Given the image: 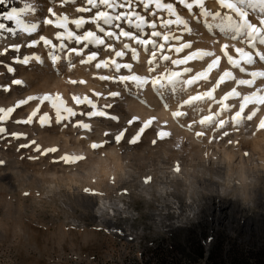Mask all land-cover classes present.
<instances>
[{"label":"rangeland","instance_id":"1","mask_svg":"<svg viewBox=\"0 0 264 264\" xmlns=\"http://www.w3.org/2000/svg\"><path fill=\"white\" fill-rule=\"evenodd\" d=\"M162 2L174 5L176 13L187 21V29L183 24L175 23L168 28L162 27V20L175 21L176 16L170 17L167 11L157 10L154 3L150 12H145L142 4L134 2L132 5L146 21L155 20L156 31L162 33L159 37H151L152 29H144L143 38L163 45L162 49H156L152 64H149L152 60L151 44L145 51L144 46L126 37L108 39L93 24H87L79 31L75 25L66 26L77 34L84 30L96 31L104 38V45H89L85 49L83 44L64 40L66 47L61 48L56 33H66L63 28L55 26L62 22L58 18L67 16L73 20L83 16L88 19L96 9L77 11L78 8L91 7L86 0L47 2L49 7L45 5V11H37L40 20L38 36H43L51 44L45 45L41 39L32 47L27 44L29 53L24 42L19 43L23 46L16 44L19 51L11 44L9 51L0 55V108L15 109L0 121V127L6 129L0 133V161H3L0 164V264H159L161 253L157 256V248L166 253L165 264H264V169L259 166L264 163V128L255 122L257 111L264 114V103L258 102L264 97V77H256L251 86L238 83L241 79L252 80L250 73L259 72L252 69L253 64L251 69L248 64L245 67L241 64L246 58L231 55L235 47H250L245 36L232 40L230 34L221 28H209L195 5L189 12L178 0ZM101 10L110 11L103 7ZM151 12H156V16ZM46 19L53 23L45 24ZM119 23L126 31L136 32L126 22ZM102 26L109 29V26ZM111 30L119 33V29ZM199 34L207 38L199 37ZM164 35L169 39L165 40ZM198 42L211 49V58L219 57V63L210 71L207 67L205 77L197 78L192 85L177 82L175 89L182 94L190 93L184 102L194 96L201 99L186 103L191 107L178 112L180 115L164 116L163 108L169 109L170 114L175 106L170 103L169 93L165 92L164 98L155 96L157 89L153 88L151 80L174 71L182 73V81L196 76L197 66L193 62L197 58L203 59L202 56L179 65L173 64L172 60H181L189 53L200 51L195 50ZM125 43L136 49V59L132 58L130 49L123 47ZM186 43L192 47L176 52V48ZM224 45L245 71L241 72L240 67L228 62ZM72 47L83 49V55L70 52ZM91 51L97 52L96 59L81 63ZM117 51H123L124 55L117 57ZM25 54L40 57L43 63L35 59L27 64L17 62V58L23 60ZM53 56L61 64L63 78L43 82L41 76L52 69L48 61ZM163 56L170 59L164 60ZM101 61H107L110 66L97 69L95 65ZM112 61L130 64L132 72L127 69L117 72ZM9 68L13 71L10 72ZM150 68L155 70L149 71ZM185 68L190 71L184 72ZM226 71L231 75L217 85ZM132 73L148 77L149 83L138 88L133 82H119L120 75ZM101 76L113 79L101 80ZM14 80L22 83L14 84ZM250 88L261 94L257 105L253 99L239 101V92ZM233 89L237 95L228 96ZM110 92H119L120 95L112 97ZM206 92L211 93V98L204 96ZM30 96L52 99L43 102L29 100L16 107L19 101ZM226 96L228 98L224 99ZM74 97L80 100L87 97L96 109L87 102L78 104ZM146 98L149 103L145 102ZM241 103L245 104V109L236 120L241 122L243 129L238 125L233 128V117L240 111ZM252 106L255 109L249 112ZM68 107L73 109L75 116L64 111ZM57 108L62 117L59 122ZM194 109L207 113L204 118L213 122L220 119L218 116L226 115L215 123L218 126L213 127L210 138H206L204 132H197L196 122L190 121ZM89 111H104L108 115L89 117L86 115ZM232 111H235L233 115ZM33 112L36 115L32 116L30 123L16 122L27 120ZM252 113L255 115L249 121L247 116ZM45 114L47 118L42 123L41 117ZM112 116L117 119H111ZM149 121L151 123L145 127ZM221 121H224L223 126ZM82 123L88 124L89 128L81 127ZM141 128L143 132H140ZM122 131L124 136L117 142L115 136ZM258 131L263 135L259 139V135L255 136ZM12 133L20 135L17 138ZM138 133L137 142L130 143ZM203 139L207 140L200 142ZM93 144L98 147L93 148ZM49 148L57 151L46 152ZM223 152L234 154V164L242 159L247 172L254 177L243 189L244 197L237 193L238 190L225 194L217 192L222 185L218 176L223 172L224 164L220 162ZM65 155L83 158L65 162L61 159ZM96 160L101 162V168H98L99 173L97 169L92 171L96 174L91 176L88 168L94 166ZM173 167L187 171V174L195 172L191 174L194 175L191 181L194 186L186 178L172 175ZM149 177L151 179L145 183ZM191 225H198L196 236L205 256L211 253L216 260L190 262L192 235L167 239L171 230ZM217 252H221V259L216 258Z\"/></svg>","mask_w":264,"mask_h":264},{"label":"snow or ice","instance_id":"2","mask_svg":"<svg viewBox=\"0 0 264 264\" xmlns=\"http://www.w3.org/2000/svg\"><path fill=\"white\" fill-rule=\"evenodd\" d=\"M137 3V4H142L143 5V9L145 12H150V6L151 4H155V8L157 10L160 11H167L168 15L171 16H176V20L173 21L171 19L169 20H162V27L164 28H168L169 25L175 23L177 25L183 24L184 27L187 29V21H184L175 11V7L172 3H163L162 0H123V2H120V0H86V4L90 5L91 7H82V8H78L77 11L78 12H91L92 9H96L94 15H92L91 17H89L88 19H85L83 16H81L78 19H73V20H69L67 16H63V17H59L58 19H60L62 22L56 24L55 26L57 28H63L64 32L66 33V35H64V33L61 32H57L56 33V39L61 41L60 47L64 48L66 47V45L63 43L64 40H67L69 42H74L76 45H80L83 44L84 48H88L89 45H93V46H100V45H104L105 44V40L104 38H102L100 35H97L96 31H92V30H84L82 34H77L76 31H72L70 29L67 28V24H72L75 25V29L77 31L84 29L85 25L87 24H93L96 26V29L98 30L99 33H103V37H106L108 39H119L120 37H126L129 40L135 41V43L137 45H141L144 46L145 51H148V45L151 44L152 45V49H151V53H152V60L149 61V64H152L153 60L156 59V49L159 48H163V45H157L155 40L152 39H145L143 38V33H144V29L150 28L152 29L151 31V37H159L162 35L161 32L156 31V21L153 20L151 22H148L145 20V17L143 15H141L139 12L135 11L132 8L133 3ZM178 2L180 4H182L186 9H188L189 12H192L193 10V6L195 5L196 7L199 8L200 10V15L205 17V23L207 24V18L208 17H212L214 20L219 18L222 22H226L227 26L233 30V34L230 36V38L232 40H236L241 34H243L246 39H247V43L250 47H252L253 49L256 48L257 44L258 45H262L264 46V0H217V3L219 4L221 9H225L227 11L225 12H210L208 11L205 7H204V0H192L191 3H188V0H178ZM7 3H9V0H0V5H6ZM101 7H103L104 9L110 10V11H106V10H101ZM117 9H127L126 11H117ZM35 8L30 5V4H25V6L23 8H16L13 7L11 8L9 11L4 12V13H0V19H5V20H9V21H14L17 25H22L23 28L22 30H24L25 32H27L28 34H31L33 31L36 30L37 25L35 23H31V24H26L21 20V16L25 13H30V12H34ZM48 11L51 13L52 9L49 8ZM249 11L254 12L257 14L258 16V20H259V24H255L252 23L249 19ZM231 13V15L229 14ZM152 16H156V12H151ZM135 18V19H133ZM126 22L127 25L129 26V28H134L136 30V32H132V31H126L123 27H121V24L119 22ZM45 24H52L53 21L52 20H48L46 19L44 21ZM102 25L105 26H109V29L106 30L105 27H103ZM6 27L5 24L0 23V29H4ZM211 26L209 25V28ZM112 28L115 29H119V33L117 34L116 31L111 30ZM9 31H13L12 29H9ZM188 31H191L190 29H188ZM175 39L179 40L180 37H174ZM41 40L44 41L45 45L51 44V41L46 40L43 36L40 37ZM164 39L168 40L169 36L164 35ZM36 41H33L31 44H29V47H32L36 44ZM55 47V45H53V48ZM106 47H111V45H107ZM123 47L125 49H130L132 52V58L136 59L137 58V53H136V49L135 48H130V45L125 43L123 45ZM192 45L190 43H186V44H181L180 47L176 48V52H181L183 51L184 48H191ZM13 48L16 51H19V46L18 45H14ZM70 52H74L77 56H82L83 55V49H79L77 47H72L69 49ZM223 51L224 54L227 56L228 62L230 64H232L234 67H240L239 63L234 60L233 56L228 54V46L224 45L223 46ZM236 53L241 54L242 57H246V59L244 60V63L251 65L254 64L256 61L253 57L252 54L245 52L244 49L242 48H236L235 49ZM117 57H121L124 55L123 51H117L116 53ZM213 55V53L211 52H202V51H197V52H192L189 53L187 56H185L183 59L181 60H172L173 64L179 65V64H184L186 63L189 59H193L199 56H211ZM256 56L259 57L260 61H264V51H256L255 53ZM97 56V52L96 51H91L90 54H88L87 59H82L81 63H88L91 62L93 60L96 59ZM164 60H169L170 57L168 56H163L162 57ZM30 59H35L36 61H38L39 63H43V60H41L40 57H28L25 56L23 58V60H20L19 58H17V62L20 63H24L27 64L29 62ZM53 59V63H55L56 57H52ZM219 63V57H217L216 59H214L212 61V63L208 64V70L210 71L215 65H217ZM112 66H114L115 70L117 72H119L121 69H127L129 72H132V66L130 64H120V63H116L115 61L111 62ZM110 65L107 61H101L99 63H97L95 65V67L97 69L104 67V68H108ZM158 67V65H157ZM10 72L13 71L12 68L8 69ZM155 68H150L149 71H154ZM190 71V69L185 68L184 72H188ZM240 71L243 72L245 71V69L243 67H240ZM205 73L204 72H200L197 73L196 76L192 77L191 79H188L186 81H182L180 80V77L182 76V73L180 72H171L169 75L165 76L164 74H160L159 77H155L151 80L152 86L155 89H159L165 86H174L177 82L183 83V84H187V85H192L197 78L199 77H205ZM231 73L229 72H224L223 76L220 77V80L217 81V85H219V83L221 81L224 80V77L226 76H230ZM250 75L253 77L252 80H244L241 79L238 81L239 84L241 85H249L251 86L254 82H255V78L256 77H264V72H256L253 71L250 73ZM101 80H109V79H113L112 77L109 76H101L100 77ZM119 82L121 83H125V82H133L136 84V86L138 88H143L144 85H146L147 83H149V79L148 77H143V76H139L136 75L135 73H132L131 75H120L118 77ZM14 84H21L22 81L20 80H14L13 81ZM259 91V90H258ZM99 95V94H97ZM110 96L112 97H116L119 96L120 93L119 92H110L109 93ZM237 95L236 90L233 89L232 92H230L228 94V96H234ZM204 96H207L209 98H211V93L210 92H206L204 93ZM228 96H226L224 99H227ZM253 96H255V93H253ZM40 99L41 102H43V100H51L52 98L49 96H45V97H35V96H30L27 98V100H21L17 103L16 107H19L22 104H26L29 100H37ZM57 99H59V97H57ZM77 103H84L87 102L88 105L91 106L92 109H96V105L89 99H87V97L84 98V100H80L79 98H75ZM201 99V97H191L190 100L185 101V103H191L194 100H198ZM250 99V97L245 96L244 100L248 101ZM256 102V101H254ZM260 103H264V97H261V99L258 101ZM106 107H111V105H106ZM245 109V104L241 103L240 104V111L236 112L235 116L233 117V120L235 121L237 117L241 116V113L244 112ZM14 108H7V109H3L0 108V113H2V115H0V121H3L6 117L10 116V114L14 111ZM65 112L68 113L69 116H75L76 113L73 111L72 108L68 107L64 109ZM36 112H33L32 115H30L27 120L24 121H16L17 123H30L32 121V116H35ZM57 122H59L62 117L60 115V109L57 108ZM87 116L89 117H105L108 114L104 111H89L88 113H86ZM174 115H180V113H174ZM255 115V113H252V115L247 116V119L249 121L252 120L253 116ZM47 118V114H45L44 117H41V122L43 123V121ZM111 119H117L115 116L110 117ZM209 118L206 117L205 120H208ZM132 121H129V123H131ZM148 123H151V121L147 122L145 124V127L148 126ZM201 123H204V121H201ZM221 126H223L224 121L220 122ZM83 128H89L88 124H84L82 123L80 125ZM261 128H264V120H262L260 122L259 125ZM143 128L140 129V132H143ZM6 131L5 128L0 127V133H4ZM11 135L16 136L17 138L19 137L20 134L18 133H12ZM105 135H107V133H105ZM225 135H227V133H225ZM124 136V132H120L119 134H117L115 136V139L117 142L120 141L121 137ZM139 137V133L133 137L130 140V143H136L137 139ZM33 143H35V141H33ZM153 143H155V141H153ZM26 145H22V147H24ZM93 148L98 147V145L93 144L92 145ZM37 150H39V148H37ZM57 151V149L55 148H49L46 150V152H55ZM83 157H70L68 155H65L63 157H61L62 160H64L65 162H74L76 160L82 159ZM0 164H3V161H0ZM151 178H147L145 180V183L148 182V180H150ZM85 191H88L87 189Z\"/></svg>","mask_w":264,"mask_h":264},{"label":"bare ground","instance_id":"3","mask_svg":"<svg viewBox=\"0 0 264 264\" xmlns=\"http://www.w3.org/2000/svg\"><path fill=\"white\" fill-rule=\"evenodd\" d=\"M51 1L52 0H49V1L47 0V2H51ZM45 2H46L45 0H19L18 4H17L16 0H9L8 4L0 5V12H3V13L9 11L13 7L23 8L26 3L32 5L35 8V11L23 14L21 16V20L24 23H26V24L35 23L37 25L36 30L33 31L31 34H28L24 30H22V28H23L22 25H17L14 21L0 19V23H3V24L6 25V27L4 29H0V55H3L4 52L9 51V45H11V44L16 45V44L24 42V45H26L25 48L27 49L29 47V46L27 47V44H30L33 41L37 42V41L40 40V36H38V32H39L38 31L39 15H38L37 11H39V9H40V11L41 10L45 11L44 9H45V5L47 3V2L46 3ZM48 4L46 5L47 8L49 7ZM204 7L208 11L213 12V13L217 12V11H220L222 13L227 11L225 9H221L220 8L219 4L217 3V0H204ZM197 12L200 14V10H198ZM229 14L231 15V13H229ZM202 17H203V19H202L203 23L205 25H208V26L210 25L211 27L221 28L224 32L229 33L230 36L233 34V30L230 29L227 26V23L226 22H222L219 18L214 20L212 17H208L207 18V24H206L205 23V17L204 16H202ZM248 19L252 23H255L257 25L259 24L258 16L254 12L249 11ZM39 22H40V20H39ZM9 29H12L13 31H9ZM241 35L244 36L243 34H241ZM199 37H204L205 39L207 38L205 35H200V34H199ZM20 45H22V44H19V46ZM236 48H239V47H235L231 51V55H234L235 58H241V59L242 58H246V57H242L241 54L236 53V51H235ZM10 49H11V47H10ZM198 49L200 51H202V52H211V49H207V48L203 47V43L202 42H198L196 44L195 50H198ZM242 49H244L245 52H248V53L253 55V57H254L256 62L253 64L254 68H252V69L258 70L259 72L264 70V61H260L259 57L255 55L256 51H263L264 50V46L257 44L255 49H253L252 47H243ZM29 50L27 51L28 53L30 52ZM143 50H145V49H143ZM10 51H12V49ZM25 56L32 57L31 54H25V55H23V58ZM211 56H202L203 59H199V58L195 59L193 64H195L197 66L196 67V71H195L196 73L204 72L207 69L208 64H210L212 62V60H213L211 58ZM144 57H145V55H144ZM146 58H147V56H146ZM31 60H33V59H30L29 62H31ZM48 62H50L49 64L51 65L52 69L51 70H47L46 74H43L41 76L42 81L43 82H47L50 79L51 80H56L57 78H63L62 77L61 64L59 63V61L55 60V63H53V59H50ZM241 64H243L244 67L247 66V64L244 63V61H242ZM248 67H249V69H251L250 68L251 65H249ZM66 70L70 71V69L67 68V67H66ZM26 77H28V76L25 75V78ZM53 84H55V83H53ZM255 86L256 85H254V87ZM143 87H145V85ZM165 92L170 94L171 101H172L170 103H172L173 106H175V109H177V110L174 109L169 114L168 113L169 109L166 111L165 108H163V112L162 111L161 112L164 114V116H169V115L172 114L175 117L176 115H174V113H178V112L184 111V110H189V108L191 107V105H188V104H186L184 102V99L186 97H188L190 95V93L182 94L177 89H175V86H165V87H162L160 89V91L157 90L156 93H155V96L156 97L158 96L159 98H164V97H166ZM253 93H255V96H253ZM245 96H248V97H250V99H253L254 101L257 102V100L260 98L261 94L255 92L253 88H250V89H248L246 91L244 90L243 92L240 91L239 92V101L240 102H244L245 101L244 100ZM149 101L150 100L148 98L145 99V102L149 103ZM256 102H254V105H257ZM254 109H255L254 106H252L251 109L249 110V112L253 111ZM203 113H204V111L200 112V111H198V109H194L193 111H191V120L190 121H195L196 122V126H197L195 130H197V132H201V133L204 132L206 134L205 135L206 138H208L209 135L211 136V134L213 132V127H217L218 126L215 123H217L218 121L222 120L226 115L225 116L220 115V116H222V117H220V116H218V113H217V115H215V116H218V118H220V119H217L216 122H213V121H211V119H210V121H209V119L205 120L204 117H205V114H207V113H205V114H203ZM234 113H235V111H232V115ZM262 118H264V114L261 111H257L256 120H255L257 126L260 125V122L262 121ZM147 119L148 118H145L144 120H147ZM201 121H204V123H201ZM233 123H234L233 128H236V126L238 125L241 129H243L241 122H239L238 120L233 121ZM255 128H256V126H255ZM258 132L259 133H256L257 135H255V136L258 137V135H259V137H258V139H259L260 136L263 137V135H260L261 134L260 131H258ZM205 136H204V138H205ZM204 140H207V139H203L200 142H204ZM88 143H90V142H88ZM233 157H234L233 153L223 152L222 158H220L221 159L220 162H222L224 164V167H223V170H222L223 172L220 173L219 176H218L219 177V181L221 182L222 185L219 188L217 187L218 188L217 192L221 193V194H225L226 192L231 193V192H233L235 190H238L237 193L244 197L245 196V192L243 191V189L253 181L254 177L251 176L247 172V166L243 163V161H241L242 159H240V161L238 163L234 164L232 162V158ZM98 159H100V158H98ZM94 163H95L94 164L95 167L92 164V166H90L92 168L91 169H90V167L88 168L89 169V173L91 174V176L92 175L94 176V174H96V173H91V172L96 170V169L98 170V168L100 167L99 165H100L101 162L99 160L98 161L96 160V162H94ZM103 164H105V160H104ZM106 165H107V162H106ZM106 165L104 167L105 168H109L108 167L109 165L107 167H106ZM259 166L262 169H264V163H262V164L260 163ZM105 168H102V170H104ZM192 171H193V169H192ZM87 172H88V170H87ZM97 172L99 173V170ZM100 172H104L105 173V171H100ZM110 172H112V171H110ZM89 173H88V176H89ZM262 173L264 174V172H262ZM171 174L174 175L175 177H179L180 176L181 178H186L185 180L188 181L189 183H191L194 186V183L191 182L192 179H194V177H193L194 175L192 176L191 174H195V172H191V174L189 172L187 174V171L185 173L184 170L179 169L178 167L177 168L173 167L171 169Z\"/></svg>","mask_w":264,"mask_h":264},{"label":"trees","instance_id":"4","mask_svg":"<svg viewBox=\"0 0 264 264\" xmlns=\"http://www.w3.org/2000/svg\"><path fill=\"white\" fill-rule=\"evenodd\" d=\"M197 229H198V225H191L187 228H177V229H173L169 232V234L167 235V239L168 240H173L176 239L177 237H180L182 234H188V235H192L193 237V241L190 244V254L188 255V258L190 259V262H197L199 260L205 259L206 261H213L216 260L213 256V254L209 253L208 256H205V251L203 246L200 243V240L197 239ZM161 250L160 248L156 249V254L157 253H161V257L159 258V264H165V258H166V253ZM181 251V250H180ZM181 253H183L181 251ZM158 256V254H157ZM216 258L217 259H221L222 255L221 252H217L216 254ZM216 264V263H213Z\"/></svg>","mask_w":264,"mask_h":264}]
</instances>
